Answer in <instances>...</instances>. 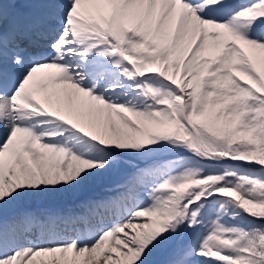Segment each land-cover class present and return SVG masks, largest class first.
Returning a JSON list of instances; mask_svg holds the SVG:
<instances>
[{"label": "snow or ice", "instance_id": "1", "mask_svg": "<svg viewBox=\"0 0 264 264\" xmlns=\"http://www.w3.org/2000/svg\"><path fill=\"white\" fill-rule=\"evenodd\" d=\"M0 264H264V0H0Z\"/></svg>", "mask_w": 264, "mask_h": 264}]
</instances>
